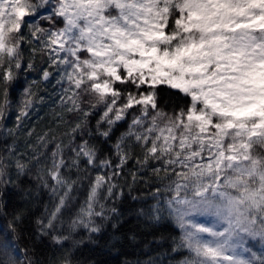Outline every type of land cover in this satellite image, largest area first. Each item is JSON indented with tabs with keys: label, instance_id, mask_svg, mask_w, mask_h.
<instances>
[{
	"label": "snow or ice",
	"instance_id": "6c2138e0",
	"mask_svg": "<svg viewBox=\"0 0 264 264\" xmlns=\"http://www.w3.org/2000/svg\"><path fill=\"white\" fill-rule=\"evenodd\" d=\"M102 244L264 264V0H0V264Z\"/></svg>",
	"mask_w": 264,
	"mask_h": 264
},
{
	"label": "trees",
	"instance_id": "16d2710c",
	"mask_svg": "<svg viewBox=\"0 0 264 264\" xmlns=\"http://www.w3.org/2000/svg\"><path fill=\"white\" fill-rule=\"evenodd\" d=\"M18 199V198H16ZM131 206V202L125 207ZM125 232L128 231V226H125ZM170 229L167 226H160L158 230H156V234L159 235L160 233L168 234ZM145 240L151 239V236H145ZM167 245H164L166 248ZM164 249L153 244L151 249L146 252H141L139 247H132L130 245H125L120 253L110 251L103 246V244L99 247L89 245L83 249L82 258L86 260H90L94 262V264H122V261L125 258H134V254H138L141 258H146L147 255L155 254L156 252H162Z\"/></svg>",
	"mask_w": 264,
	"mask_h": 264
}]
</instances>
